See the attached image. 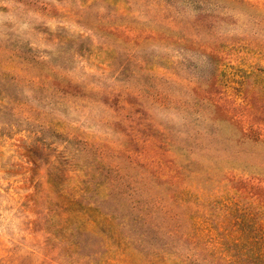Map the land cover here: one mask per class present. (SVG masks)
Masks as SVG:
<instances>
[{
  "label": "rangeland",
  "instance_id": "obj_1",
  "mask_svg": "<svg viewBox=\"0 0 264 264\" xmlns=\"http://www.w3.org/2000/svg\"><path fill=\"white\" fill-rule=\"evenodd\" d=\"M0 264H264V0H0Z\"/></svg>",
  "mask_w": 264,
  "mask_h": 264
}]
</instances>
